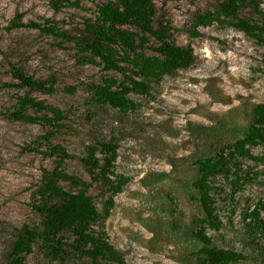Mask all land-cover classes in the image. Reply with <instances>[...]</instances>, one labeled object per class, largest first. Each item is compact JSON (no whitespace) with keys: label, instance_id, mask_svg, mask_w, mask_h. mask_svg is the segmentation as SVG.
I'll return each mask as SVG.
<instances>
[{"label":"rangeland","instance_id":"374dc122","mask_svg":"<svg viewBox=\"0 0 264 264\" xmlns=\"http://www.w3.org/2000/svg\"><path fill=\"white\" fill-rule=\"evenodd\" d=\"M105 0H79V6L54 9L52 0H0V264H9V253L24 224L41 227L42 215L34 208L45 173L54 169L89 183L101 217L95 225L123 255L126 264H199L202 243L192 235L205 215L193 182L199 176L196 160L217 155L243 137L253 120V107L264 103V40H258L229 23L199 26V13L217 9L222 0H153V25L171 24V40L190 46L194 62L160 80L150 81L146 94L130 92L133 109L118 110L93 97L92 86L113 79L125 82L122 73L106 69L99 57L82 51L74 39L41 32L37 28H8L21 14L25 22L48 19L78 36L96 4ZM264 10V0H256ZM238 15L260 20L253 5ZM154 44L150 38L147 46ZM152 54L150 49H145ZM92 58L94 62L90 60ZM130 73V65L123 63ZM19 68L33 79L45 80L51 91L22 87L13 75ZM28 96L61 111L55 125L47 109L27 105L25 112L40 120L11 117L17 100ZM113 141L115 173L127 176L114 195V206L104 215L108 187L94 179L82 161L88 145ZM59 144L68 156L60 160L50 152ZM254 158H239L229 172L212 178L216 227L207 228L212 245L241 251L246 259L228 264H264V232L253 228V211L264 214V146L251 148ZM99 155V154H98ZM61 161V162H60ZM58 184L66 191L77 187L68 180ZM65 238L71 240L69 232ZM28 264H86L80 254L52 258L37 241L25 255Z\"/></svg>","mask_w":264,"mask_h":264},{"label":"trees","instance_id":"16d2710c","mask_svg":"<svg viewBox=\"0 0 264 264\" xmlns=\"http://www.w3.org/2000/svg\"><path fill=\"white\" fill-rule=\"evenodd\" d=\"M244 5H253L260 20L251 21L240 17L238 11ZM52 6L54 9L79 6V0H52ZM155 14L153 0H105L96 4L94 17L88 18L78 36L60 29L48 19L45 22H25L19 13L8 28L27 26L74 39L82 51L88 52L91 57H99L106 69L123 74L125 82L117 84L113 79H106L103 83L94 84L92 90L97 102L126 111L137 105L129 98L130 92L146 94L150 90L151 80L158 81L164 75L190 66L195 60L190 46L179 45L171 40L172 28L168 20L161 21L159 27H154ZM215 21L229 23L258 40H264V10L259 8L256 0H222L217 9L196 15L192 23V34L199 35V26H207ZM150 38L154 39V44L147 46ZM147 48L153 53L147 54ZM90 60L94 62L92 58ZM124 62L130 65L131 74L126 72L128 67ZM13 75L22 87L51 91V88L45 86L47 81L33 79L19 68L14 69ZM27 105L39 110L49 107L40 100L21 96L17 100V108L10 113L11 117L28 122L40 120L25 112ZM49 110L53 117L45 116L44 119L59 125L57 121L63 117L61 111L54 107H49ZM258 145L264 146V103L253 107V120L243 137L222 148L215 156L196 160L199 176L193 185L198 191L201 207L205 212L203 217L198 218V225L192 230V235L202 243L197 251L199 264H228L247 257L241 251L212 245L206 229L216 227L219 221L210 193L212 178L229 172L231 161L236 166L239 158L256 159L251 148ZM49 149L52 153L57 152L60 160L68 156L59 144H50ZM116 156V143L100 140L88 145L87 155L81 158L93 173L94 179L109 188L110 195L104 202L103 217L109 215L115 204L114 195L128 181L127 176L113 170ZM59 179L68 180L77 189L72 192L64 190L58 184ZM88 186L86 181L59 169L45 173L37 190L39 198L34 204V208L42 215L41 227L29 224L21 226L9 253V264H28L25 255L33 251V244L37 241H41L45 253L52 258L80 254L88 259L86 264H126L121 252L109 242L106 233L95 228L101 214L87 192ZM261 207L264 209V203H261ZM253 214L252 227L264 232V214L260 217L259 208ZM67 232L71 234V240L65 238Z\"/></svg>","mask_w":264,"mask_h":264}]
</instances>
